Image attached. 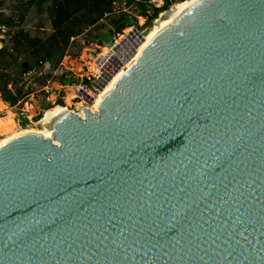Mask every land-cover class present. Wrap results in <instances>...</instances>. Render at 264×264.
Instances as JSON below:
<instances>
[{
	"label": "water",
	"instance_id": "water-1",
	"mask_svg": "<svg viewBox=\"0 0 264 264\" xmlns=\"http://www.w3.org/2000/svg\"><path fill=\"white\" fill-rule=\"evenodd\" d=\"M53 131L0 149V264H264V0L199 1Z\"/></svg>",
	"mask_w": 264,
	"mask_h": 264
},
{
	"label": "trees",
	"instance_id": "trees-1",
	"mask_svg": "<svg viewBox=\"0 0 264 264\" xmlns=\"http://www.w3.org/2000/svg\"><path fill=\"white\" fill-rule=\"evenodd\" d=\"M152 0H26L22 10L10 14L3 11L0 0V98L11 109L23 107L30 98L42 96L45 101L53 91L52 85L72 86L74 76L61 67L68 56L72 44L89 33L99 29L105 19H109L108 37L116 35L136 25L137 19L127 11L116 13V7L134 9L139 17L152 13L151 20L169 9L173 4L188 0H163L164 7L156 8ZM46 16L50 30L44 23L38 26V34L25 28L29 10ZM60 98L64 92H58ZM62 104V101H60ZM64 106H56L57 110ZM54 111H51V113ZM42 114L34 121L39 122Z\"/></svg>",
	"mask_w": 264,
	"mask_h": 264
},
{
	"label": "rangeland",
	"instance_id": "rangeland-1",
	"mask_svg": "<svg viewBox=\"0 0 264 264\" xmlns=\"http://www.w3.org/2000/svg\"><path fill=\"white\" fill-rule=\"evenodd\" d=\"M4 2L3 11L8 15L12 11L17 9L22 10L26 0H2ZM189 1V0H188ZM151 3L158 9L164 7L163 0H152ZM183 3L173 4L169 9L162 11L158 18L151 20L152 13L144 17H139L138 12L134 9H124L123 5H118L116 7V13L118 14L121 10L127 11L129 15L137 19L136 25L126 29L122 35H116L113 39L108 37L110 26L109 19H105L101 22L100 28L92 29L89 33L83 37L76 40L70 50L68 56L64 59L62 64V71L70 72L75 80V84L72 86H59L57 84L52 85L49 91H53L51 96H49L46 101L42 96L32 97L21 108L11 109L8 105L4 104L0 98V104L4 106L0 109V119L7 117H15L16 127L15 131L21 132V130H43L41 123L45 118L47 113L51 111H56V106L68 107L69 110L75 114L80 115L85 110H89L92 107V104H89L83 97H80L79 93L82 92L83 87H89L96 81V76L98 74L97 62L101 56H103L105 50H111L113 45H117L118 42L122 41V38L127 37L132 32V29H137L139 36L144 38L149 32L155 27V23L162 19L163 13L172 8H178ZM44 23L45 29L50 30L46 16L39 14L35 8L29 10L27 16V23L25 28L32 32L33 34L40 33L38 26ZM112 43V46H110ZM116 56V55H115ZM64 92V97L60 98L58 92ZM62 101V104L61 102ZM10 113V114H7ZM42 114V118L39 122H35L34 119ZM24 116V118H22ZM13 134L12 132H7L4 130L0 132V140L4 139Z\"/></svg>",
	"mask_w": 264,
	"mask_h": 264
},
{
	"label": "bare ground",
	"instance_id": "bare-ground-1",
	"mask_svg": "<svg viewBox=\"0 0 264 264\" xmlns=\"http://www.w3.org/2000/svg\"><path fill=\"white\" fill-rule=\"evenodd\" d=\"M201 0H189L185 3H183L180 7L178 8H172L170 11L172 12V16L168 19H160L155 23V27L149 34H147L144 38V40L141 39L139 35H135L134 33H130L129 36L122 38L121 42H118L117 45H115V48L111 50H105L103 56L100 57L98 60L97 64V69L98 73L101 75L103 71H106L105 66L109 67L111 61L110 59L113 57L115 53L116 48H121L120 52H123L122 55L124 59H127L125 62H122L123 64L115 71L116 67L112 65L113 68L111 70H114V73L110 74L109 80H102V76H100L99 81H103L102 83H99L97 85L98 88L96 87L97 93H96V98L92 104V107L90 108V111L93 113H98L99 111V106L105 95L110 93L113 90L114 84L117 81V79L124 74L125 72L129 71L131 66L134 64V62L140 57V55L143 53V51L148 47V45L151 43V41L164 29L172 25L176 19H178L183 13H185L188 9L193 7L196 3H198ZM138 45V46H137ZM132 49H135L134 55L131 56ZM128 55V56H127ZM109 71V70H108ZM104 86L100 88L102 85ZM102 84V85H101ZM100 88V89H99ZM88 95V91L82 90L81 93L84 95ZM84 98V97H83ZM0 107L3 108L2 104H0ZM0 108V109H1ZM66 113H72L68 107H64L60 110H56L52 113H47L45 115V118L43 119L41 126L43 127V130H21L15 131L16 127V122H15V117H7L5 115L4 118L0 119V132H3L4 130H7V132H12L10 136L1 139L0 140V149L4 147L6 144L11 142L12 140L22 137L24 135H30V134H36V135H41L45 137L46 139H52L53 137V125L59 119L61 116H63ZM10 114V113H7ZM81 118H85V111L82 112V114L79 115Z\"/></svg>",
	"mask_w": 264,
	"mask_h": 264
},
{
	"label": "built area",
	"instance_id": "built-area-1",
	"mask_svg": "<svg viewBox=\"0 0 264 264\" xmlns=\"http://www.w3.org/2000/svg\"><path fill=\"white\" fill-rule=\"evenodd\" d=\"M116 55V53H114V55H113V57L110 59V61H111V63H110V65H109V67H108V69H107V67L105 66V68H106V71H103L102 73H101V75L98 73L97 74V76H96V81L91 85V86H94L95 84H99V83H102L103 81H105L106 79L107 80H109V77H110V74L111 73H114L123 63L122 62H124V60L125 59H122V58H120L119 56H115ZM128 56V55H127ZM112 65L113 66H117L116 67V69H115V71L114 70H111V68H113L112 67ZM109 70V71H108ZM100 76H102L103 78H102V80L103 81H99V79H100ZM111 76H112V74H111ZM94 90L92 91V93H94L95 91H97L96 90V87L95 88H93Z\"/></svg>",
	"mask_w": 264,
	"mask_h": 264
},
{
	"label": "crops",
	"instance_id": "crops-1",
	"mask_svg": "<svg viewBox=\"0 0 264 264\" xmlns=\"http://www.w3.org/2000/svg\"><path fill=\"white\" fill-rule=\"evenodd\" d=\"M0 48H1V44H0Z\"/></svg>",
	"mask_w": 264,
	"mask_h": 264
}]
</instances>
